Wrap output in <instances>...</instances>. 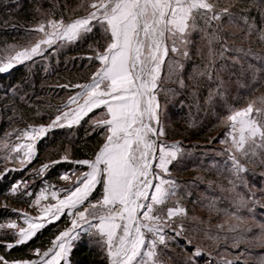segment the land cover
Masks as SVG:
<instances>
[{
    "label": "snow or ice",
    "instance_id": "obj_1",
    "mask_svg": "<svg viewBox=\"0 0 264 264\" xmlns=\"http://www.w3.org/2000/svg\"><path fill=\"white\" fill-rule=\"evenodd\" d=\"M84 7V16L68 22L63 18L39 22L30 31L42 34L40 38L0 61V74L7 73L43 57L53 46L75 43L97 28L102 30L106 41L103 51L94 50L95 55L87 57L100 65L90 83L61 86L80 89L64 105L67 110L58 109L59 114L48 125L18 131L17 139L23 138L26 143L2 145L8 152L4 159L11 158L21 165L19 169L6 170L7 174V171H23L31 164L38 155L37 143L56 129H72L83 122L90 125L89 134L98 133L104 138L94 159L73 160L65 154L35 170L37 176L43 177L50 167L68 163L76 167L59 178L68 181L70 175H76V180L60 190L64 193L62 197L58 191L51 190V200L55 203L40 208L38 216L18 213L26 227L18 225L16 220L0 223V230H12L14 240L3 246L10 250L26 245L46 224L59 220L65 213L71 217V227L59 232L52 241L54 247L43 252L40 260L9 261L0 255V264H71V253L82 235L97 238L108 264H167L161 254L184 231L182 221L187 211L179 195L181 185L171 178L170 166L184 156L185 149L178 142L169 144L164 139L166 129L159 96L171 90L163 88L162 73L167 68L171 79L183 69V60L191 58L192 33L202 32L208 42L209 61L199 75L211 79L216 71L215 60L229 59L226 53L232 51L218 34L217 23L222 16L230 15L229 8L219 9L215 0H86ZM214 43H220L218 52L212 47ZM232 59L236 62L237 58ZM175 82L185 86L178 76ZM217 94H222L219 89ZM213 99L210 92L207 102ZM72 104L76 107H71ZM98 109L102 110L98 117L85 119ZM223 123L229 131L220 141L226 145L221 154L227 153L226 170L232 177L229 183L235 210L223 211L225 223L218 225V233L209 238L217 244L230 239L232 249H240L242 244L264 247V222L256 221L249 226L248 219L239 214L241 209L253 213L259 203L256 193L248 187L244 174L249 169L242 161L253 162L257 156L264 157V98L230 110ZM21 152L22 156H11ZM260 163L264 164V158ZM77 167L87 170L77 175ZM21 186L24 195H33L27 191V180L16 182L11 191L20 192ZM98 186L102 192L97 199L93 193ZM53 187L46 184L31 203L39 205L42 199H48L46 193ZM240 187L247 189V194L237 191ZM209 207L215 208V201ZM253 227L259 232L250 237ZM221 231L225 235L221 236ZM35 253L41 255L39 249ZM201 255L199 247L193 248L185 264H196V258ZM229 255L232 253L221 254L220 264H247V248L227 259Z\"/></svg>",
    "mask_w": 264,
    "mask_h": 264
},
{
    "label": "trees",
    "instance_id": "obj_2",
    "mask_svg": "<svg viewBox=\"0 0 264 264\" xmlns=\"http://www.w3.org/2000/svg\"><path fill=\"white\" fill-rule=\"evenodd\" d=\"M79 2L80 0H0V55L31 46L40 34L30 30L49 15L68 22L74 17L86 14L85 9H72ZM215 2L219 9L227 7L230 11V15L222 16L217 22L218 34L232 49L226 53L229 59L215 60L216 71L212 72L211 79L207 75H199L208 64L209 47L202 32H193L189 46L191 58L183 60V69L171 79L168 78L167 68L162 73L163 88L171 90L161 92L159 96L163 108L162 121L166 129L164 139L168 143L178 142L185 149L184 156L170 166V172L171 177L181 185L179 195L187 209V216L183 219L187 234L198 243L202 239L201 244L211 251L207 258L197 257L196 264H209L210 260L211 264H220L221 254L230 252L232 255L226 258L231 259L245 248L248 249L247 264H264V247L242 244L240 249H232L230 239L227 242L222 239L217 244L210 238L201 236L202 233L209 234L208 237L216 235L217 226L225 223L219 222L225 217L223 211L235 210L232 204L234 193L230 190L229 183L232 177L226 170L227 153L221 154L224 148L218 145L226 138L228 129L223 123V117L232 109L246 107L249 102L264 98V0ZM249 24L252 25L251 32ZM105 46L103 32L97 28L75 43L53 46L43 57L34 58V61L0 74V146L4 140L17 138L16 133L29 126L48 125L59 114L58 109L64 110L69 97L79 89L61 86L90 82L100 65L98 61L89 60L87 57L94 56V50L103 51ZM212 47L218 52L220 43H214ZM232 57L237 58L236 62H233ZM221 65L224 66L223 70H220ZM177 76L183 79L184 87L175 82ZM218 89L221 95L217 94ZM210 92L214 99L208 103ZM101 111L95 110L85 119L98 117ZM90 131V125L82 122L79 127L50 132L37 143L38 155L31 164L23 171H10L0 180V200L8 199L14 205L27 207L40 187L46 184L62 187L60 175L71 173L76 166L60 163L50 167L43 177L37 176L35 170L61 159L65 154L73 160L94 159L104 138L98 133L89 134ZM262 158L264 157L257 156L253 162L242 161L249 169L244 174L248 187L256 193L259 201L251 214L247 209L240 210L239 214L248 219L249 226L256 221L264 222V164L260 163ZM81 170L86 168L77 167V171ZM19 179L28 181L27 191H32L31 197L23 194V186L20 192L11 191ZM187 184L188 187L183 190L182 186ZM237 191L247 194V189L243 187L237 188ZM101 192L102 187L98 186L93 196L98 199ZM202 196L207 199H201ZM198 200L200 206L217 212L207 222H204L208 220L206 215L199 220H190L188 217L191 213L189 207ZM213 201L215 208H210ZM11 215V210L2 208L0 223ZM69 219L65 213L59 220L46 224L26 245L10 250L0 245V251L8 260L32 259L37 256L36 249L43 251L52 245L59 232L70 225ZM258 232L253 227L249 236ZM219 234L225 235L222 231ZM0 239L14 242L11 233L0 235ZM169 244H174L176 250L167 249L161 254L162 259L167 260V264H185L192 250L185 248V242L179 238ZM70 259L71 264H108L105 251L97 243V238L89 235H82L75 243Z\"/></svg>",
    "mask_w": 264,
    "mask_h": 264
},
{
    "label": "rangeland",
    "instance_id": "obj_3",
    "mask_svg": "<svg viewBox=\"0 0 264 264\" xmlns=\"http://www.w3.org/2000/svg\"><path fill=\"white\" fill-rule=\"evenodd\" d=\"M85 3H86V0H80V2L78 3V5H76V6H74L72 9H85V7H84V5H85ZM82 13V12H81ZM85 15V14H84ZM84 15H79V16H77V17H74L73 19H75V18H79V17H82V16H84ZM56 19V18H54L53 16H51V15H49L47 18H45L44 20H41V21H47L48 19ZM56 20H59V19H56ZM40 35H42V34H40ZM40 35L39 36H37L36 38H35V42H36V40L37 39H39L40 38ZM35 42H33V44L35 43ZM17 50H20V49H17ZM15 52V51H14ZM14 52H12V53H6V54H2V56L0 55V61H5V60H7V58L10 56V55H13L14 54ZM88 83H90V82H88ZM100 115V114H99ZM229 131V129H227V131H226V133ZM5 142H7L9 145H15V144H17V143H20V144H23V143H26L27 141L26 140H24L23 138H21V139H17V138H11V139H8V140H4L3 141V143H2V145L5 143ZM172 143H177V142H170L169 144H172ZM2 145L0 146V167H1V169H0V180L4 177V175H5V172H6V170H9V169H19L20 167H21V165L19 164V162L18 161H14L13 159H11V158H9V159H7V160H5L4 159V156L5 155H7L8 154V152H7V150L6 149H4L3 147H2ZM220 147H222V148H225L226 147V145H224V144H221V143H219L218 144ZM17 155H20V156H22V152L21 153H11V156H17ZM87 170V169H86ZM86 170H81V171H86ZM10 171H7V173H9ZM79 172L80 171H77V175L79 174ZM171 173V172H170ZM172 178V177H171ZM76 180V175H70V178H69V180L68 181H64V180H62L63 181V183H62V187L61 186H58V187H56V186H54L52 189H50L49 190V192L48 193H46V195H48V199H42L41 201H40V203H39V205H35V204H30V205H28L27 207H24V206H18V205H14V203L13 202H11V201H9L8 199H3V200H0V210L2 209V208H5V209H9V210H11L12 212H13V215H11V216H9L8 218H6L5 219V221L3 222V223H8L10 220H16L17 221V223H18V225H23V218L20 216V215H18V213H28L30 216H32V217H36V216H38L39 215V209L40 208H42V207H44L46 204H48V203H55V201H52L51 200V196H50V191L51 190H56V191H58V194H59V196H63L64 195V193L62 192V191H60L61 189H66V188H68L69 186L68 185H71L74 181ZM18 181H22L21 179H19ZM17 181V182H18ZM193 185V184H192ZM22 187V186H21ZM43 187H45V186H43ZM183 188V190L185 189L184 187H188V184H187V186H182ZM194 187V186H193ZM42 187H40L39 188V190L41 189ZM39 190L37 191V193L36 194H38V192H39ZM30 192H32V191H30ZM15 193H17V192H15ZM36 194H35V196H36ZM203 195V194H202ZM35 196H34V198H33V200H35ZM201 199H204V200H206L207 198L205 197V196H202V198ZM32 200V201H33ZM182 202V201H181ZM199 200L198 201H196V202H193V206H191V207H189V212H191L190 213V215L188 216L189 218H190V220H193V219H197V220H199V218L201 217V216H205V218L206 219H208V220H205L204 222H207V221H209V218H210V216L212 217L213 215H215L217 212L216 211H209V210H207L206 208H204V207H202V206H200L199 205ZM182 204H183V206L185 207V204H184V202H182ZM190 204H192V202H190ZM171 206V205H170ZM186 208V207H185ZM13 210H16V211H13ZM186 211H187V209H186ZM214 212H216L215 214H214ZM224 217V216H223ZM70 219V225H68V226H66L63 230H66L67 228H70L71 227V217H69ZM225 220H226V217H224L223 219H221L219 222H225ZM178 223H180L181 221H177ZM231 222V221H230ZM232 222H235V221H232ZM182 223H183V226H184V231H183V234L180 236V237H178L179 238V240H182V241H184L185 242V244H184V246H185V248L186 247H188V248H190L191 250L193 249V248H196V247H199L201 250H202V252H203V255H201L200 257L201 258H207V256L208 255H210V253H211V251H210V249H208L206 246H203L201 243H203V240L201 239L200 240V242L201 243H198V242H196L195 241V239L191 236V235H189V234H187L188 232H187V228L185 227V223H184V221H182ZM23 226H25L26 227V225H23ZM193 228V227H192ZM12 232V230H7V229H4V230H0V235H2V234H5V233H11ZM194 232V231H193ZM195 233V232H194ZM195 234H197V233H195ZM195 234H192V235H194L195 236ZM208 235L209 234H207V233H202L201 234V236H204L205 238H208L209 239V237H208ZM192 238V239H191ZM175 240V239H174ZM174 240H172V241H174ZM188 241H191V244L189 245L188 244ZM195 241V242H194ZM11 241H3V240H1L0 239V245H4V244H7V243H10ZM12 243H14V242H12ZM52 247H54L53 246V244L49 247V248H52ZM49 248H47V249H45V250H43V251H40V253H41V255L40 256H36V257H34V258H32V259H29V260H33V259H35V260H40L41 258H42V254H43V252H45V251H47ZM7 249V248H6ZM167 249H169V250H171V251H175L176 250V248H175V245L174 244H168V247H167ZM203 250H205V251H207V253H204V251ZM182 251H184V249L182 248ZM209 253V254H208ZM0 255H3V253L0 251ZM9 261H11V260H9ZM167 261V260H166Z\"/></svg>",
    "mask_w": 264,
    "mask_h": 264
},
{
    "label": "crops",
    "instance_id": "obj_4",
    "mask_svg": "<svg viewBox=\"0 0 264 264\" xmlns=\"http://www.w3.org/2000/svg\"><path fill=\"white\" fill-rule=\"evenodd\" d=\"M78 91H80V89H79ZM78 91H77V92H78ZM68 103H69V101H68ZM68 103H67V104H68ZM71 107L75 108L76 105H75V104H72ZM64 110H67V109H64Z\"/></svg>",
    "mask_w": 264,
    "mask_h": 264
}]
</instances>
